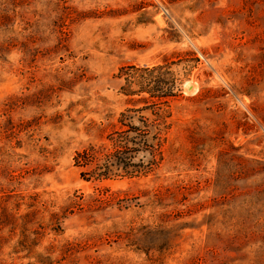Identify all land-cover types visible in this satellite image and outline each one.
<instances>
[{
  "label": "rangeland",
  "instance_id": "374dc122",
  "mask_svg": "<svg viewBox=\"0 0 264 264\" xmlns=\"http://www.w3.org/2000/svg\"><path fill=\"white\" fill-rule=\"evenodd\" d=\"M166 63L159 168L82 180ZM0 264H264V0H0Z\"/></svg>",
  "mask_w": 264,
  "mask_h": 264
},
{
  "label": "trees",
  "instance_id": "16d2710c",
  "mask_svg": "<svg viewBox=\"0 0 264 264\" xmlns=\"http://www.w3.org/2000/svg\"><path fill=\"white\" fill-rule=\"evenodd\" d=\"M188 63H198L192 59ZM190 65H188L189 67ZM194 66L189 69L192 70ZM127 85L123 89L127 96H141L136 103H144L142 109L129 110L122 114L121 128L111 136L113 152H105L95 146L77 153L75 165L81 171V178L86 182H104L118 178H138L156 171L163 160V146L167 141L171 113L169 100L177 97L181 79L173 72L172 64L155 67H130L122 69ZM152 107V108H150ZM152 111L153 119L141 114ZM138 118V119H137ZM138 121L141 125H136ZM140 153L148 154L138 159ZM138 159V160H137Z\"/></svg>",
  "mask_w": 264,
  "mask_h": 264
}]
</instances>
